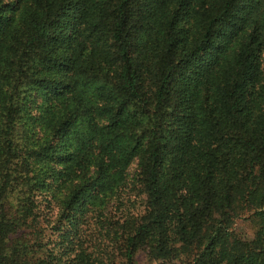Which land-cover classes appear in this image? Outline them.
Instances as JSON below:
<instances>
[{"label":"trees","instance_id":"1","mask_svg":"<svg viewBox=\"0 0 264 264\" xmlns=\"http://www.w3.org/2000/svg\"><path fill=\"white\" fill-rule=\"evenodd\" d=\"M139 249L264 264V0H0V264Z\"/></svg>","mask_w":264,"mask_h":264},{"label":"rangeland","instance_id":"2","mask_svg":"<svg viewBox=\"0 0 264 264\" xmlns=\"http://www.w3.org/2000/svg\"><path fill=\"white\" fill-rule=\"evenodd\" d=\"M132 172H133V165L131 164L127 169V178L125 179L124 185L122 186V189L121 188L119 189L121 191L116 194L112 193L109 195V197L106 198L107 205L113 208L111 209L112 210L111 213L114 215H120V216L123 214H126V215L133 214L134 215L137 213V211H132V209H136V207H138L139 198L135 197L132 194V191L128 190V187L126 184ZM107 193L109 192L106 190L105 193H102V194H107ZM39 196L41 195H39L37 192L35 194V199L38 200ZM96 203H98V199L95 201V204ZM120 203L122 204L120 205ZM132 203H135L136 205H132ZM123 208L124 210H129V211H118V209H123ZM120 264H126V263H124L123 261H120ZM132 264H155V260L148 257L145 254L144 250L139 249L134 253Z\"/></svg>","mask_w":264,"mask_h":264}]
</instances>
